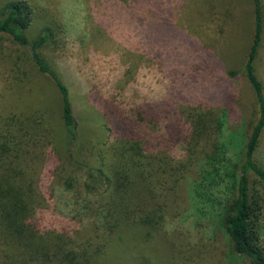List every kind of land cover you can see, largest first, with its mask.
I'll return each instance as SVG.
<instances>
[{
    "label": "rangeland",
    "instance_id": "rangeland-1",
    "mask_svg": "<svg viewBox=\"0 0 264 264\" xmlns=\"http://www.w3.org/2000/svg\"><path fill=\"white\" fill-rule=\"evenodd\" d=\"M7 1L0 0V7ZM25 1L37 20L31 38L39 33V21L64 29V47L52 54L70 89L85 154L97 163L107 154L114 136L102 108L115 98L127 108L153 107L159 124L151 134V151L168 158L169 167H187L181 181L167 179L158 188L166 223L147 247L164 255L167 264H241L222 217L237 195L246 144L260 116L246 73L229 74L245 66L253 43L252 1ZM261 6L263 33L254 68L264 92V0ZM54 90L52 82L32 72L28 51L0 34V115L43 110L56 136L35 152L37 217L47 229L97 245L105 236L97 217L84 215L82 198L65 185L77 174L56 150L61 122ZM210 112L221 119L220 133L189 144L192 119ZM255 161L264 168V132ZM204 170L207 182L196 185ZM248 176L251 192L263 199L258 230L264 246V184L254 173Z\"/></svg>",
    "mask_w": 264,
    "mask_h": 264
},
{
    "label": "trees",
    "instance_id": "trees-1",
    "mask_svg": "<svg viewBox=\"0 0 264 264\" xmlns=\"http://www.w3.org/2000/svg\"><path fill=\"white\" fill-rule=\"evenodd\" d=\"M251 1L255 11L253 43L245 66L229 74L235 77L242 71L246 73L260 116L246 144L237 195L227 205L222 221L232 254L241 264H264V246L258 230L263 199L259 193L251 192L248 176L254 173L264 184V168L255 161L264 132V92L254 68L263 33L262 6L261 0ZM0 17V34L8 35L28 51L32 72L52 82L59 95L61 137L56 150L64 155V164L73 167L77 174L65 185L82 198L80 209L87 217L91 213L97 217L105 235L94 245L88 240L77 242L44 226L37 217L41 201L33 169L39 145L56 139L47 113L36 110L0 115V264H106L108 260L120 264H167L164 255L154 254L147 247L148 240L158 236L166 223V205L160 200L158 188L165 186L167 179L181 181L187 167H169L168 158L160 159L151 151V134L159 124L155 109L127 108L115 98L107 101L102 120L114 139L104 150L107 154H101L98 163L93 161L85 154L70 89L52 54L64 47L60 38L64 29L53 22L39 21V33L31 38L37 20L33 7L25 0L2 4ZM221 128V119L214 113L197 115L191 121L189 144L204 137L213 138ZM204 182L206 170L196 185Z\"/></svg>",
    "mask_w": 264,
    "mask_h": 264
}]
</instances>
